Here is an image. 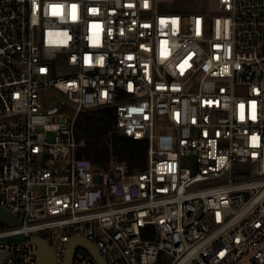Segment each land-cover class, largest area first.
<instances>
[{
    "label": "built area",
    "instance_id": "2783aa9c",
    "mask_svg": "<svg viewBox=\"0 0 264 264\" xmlns=\"http://www.w3.org/2000/svg\"><path fill=\"white\" fill-rule=\"evenodd\" d=\"M170 1L0 0V207L20 220L0 221V264H36L33 237L63 264L76 236L108 264H264V0L211 17ZM99 107L147 142L144 170L79 157L78 116Z\"/></svg>",
    "mask_w": 264,
    "mask_h": 264
},
{
    "label": "trees",
    "instance_id": "16d2710c",
    "mask_svg": "<svg viewBox=\"0 0 264 264\" xmlns=\"http://www.w3.org/2000/svg\"><path fill=\"white\" fill-rule=\"evenodd\" d=\"M114 107H99L80 113L76 122V134L85 141L79 157L90 160L96 169L105 168L113 154L125 160L132 171L144 170L147 164L148 144L134 140L114 128Z\"/></svg>",
    "mask_w": 264,
    "mask_h": 264
},
{
    "label": "rangeland",
    "instance_id": "374dc122",
    "mask_svg": "<svg viewBox=\"0 0 264 264\" xmlns=\"http://www.w3.org/2000/svg\"><path fill=\"white\" fill-rule=\"evenodd\" d=\"M166 8L169 9L165 11V13L172 14H183V13H201L208 15L211 17L213 14L219 11V2L218 0H171L166 4ZM71 71V68L67 65L64 60H60L56 63V74L57 76L66 75ZM64 97L62 93L53 88H47L41 91V100L45 102L46 107L53 108L54 106H58L60 101L63 100ZM74 107L69 104L65 112H69L73 110ZM183 165L186 168H189L192 171H195V160L192 157L185 158L183 161ZM230 181V176L225 174L218 178H213L202 184L201 186H213L222 183H227ZM170 258H166L165 263L169 264ZM239 264H252L250 261V255L244 257L243 262Z\"/></svg>",
    "mask_w": 264,
    "mask_h": 264
},
{
    "label": "water",
    "instance_id": "95a60500",
    "mask_svg": "<svg viewBox=\"0 0 264 264\" xmlns=\"http://www.w3.org/2000/svg\"><path fill=\"white\" fill-rule=\"evenodd\" d=\"M0 221L7 223L9 225H12V226H16L20 224V220H18L14 215L10 214L9 212H7L1 207H0ZM25 239L26 238L24 236H15L8 240L9 241H24ZM31 242H33L37 246L36 264H57L54 250L44 238L33 237L31 238ZM77 248H83L89 251V253L93 256V258L99 264H108L107 261L102 257L98 248L91 241H89L86 238L79 237V236L71 238L69 242V249L67 252V256L63 264L72 263L74 253ZM0 257H3V256H0ZM48 260H50V262H48Z\"/></svg>",
    "mask_w": 264,
    "mask_h": 264
},
{
    "label": "bare ground",
    "instance_id": "6f19581e",
    "mask_svg": "<svg viewBox=\"0 0 264 264\" xmlns=\"http://www.w3.org/2000/svg\"><path fill=\"white\" fill-rule=\"evenodd\" d=\"M48 262H50V260H48ZM48 262H47V263H48Z\"/></svg>",
    "mask_w": 264,
    "mask_h": 264
}]
</instances>
